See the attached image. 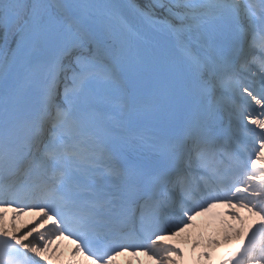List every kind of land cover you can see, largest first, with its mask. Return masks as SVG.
Returning <instances> with one entry per match:
<instances>
[{"label": "snow or ice", "instance_id": "snow-or-ice-1", "mask_svg": "<svg viewBox=\"0 0 264 264\" xmlns=\"http://www.w3.org/2000/svg\"><path fill=\"white\" fill-rule=\"evenodd\" d=\"M64 241L264 264V0H0V264Z\"/></svg>", "mask_w": 264, "mask_h": 264}, {"label": "rangeland", "instance_id": "rangeland-1", "mask_svg": "<svg viewBox=\"0 0 264 264\" xmlns=\"http://www.w3.org/2000/svg\"><path fill=\"white\" fill-rule=\"evenodd\" d=\"M31 219H32L31 215H26V216L23 217V221L24 222H27V221H29ZM205 219L206 218H204V217H202L200 219L198 218V222L202 223ZM181 246L184 247L185 245L182 244ZM66 249H69L68 244L63 242L62 245H61V252L63 253V255L59 257L58 264H63V262L68 258L66 256L67 254L65 253ZM197 252H199V249L197 250ZM127 257H128V255H127ZM193 257H195V256H193ZM128 261H130L131 264H155L154 261H150L148 259V257H146L144 255H141V256L139 255L138 257L130 256V257H128ZM212 264H213V262H212Z\"/></svg>", "mask_w": 264, "mask_h": 264}, {"label": "bare ground", "instance_id": "bare-ground-1", "mask_svg": "<svg viewBox=\"0 0 264 264\" xmlns=\"http://www.w3.org/2000/svg\"><path fill=\"white\" fill-rule=\"evenodd\" d=\"M184 245H185L184 246V248H185V257H184L183 264H194L195 258L193 257L192 253L189 251L190 244H184ZM71 248H72V245H70V249L68 250V252L71 250ZM220 252L221 251H218V252L214 253V262L218 261V258L220 256ZM119 257L117 258L118 259V264H119V262L124 261L123 259H119Z\"/></svg>", "mask_w": 264, "mask_h": 264}]
</instances>
